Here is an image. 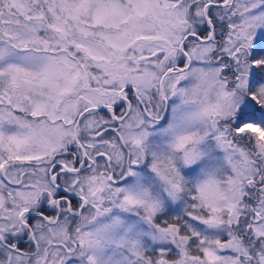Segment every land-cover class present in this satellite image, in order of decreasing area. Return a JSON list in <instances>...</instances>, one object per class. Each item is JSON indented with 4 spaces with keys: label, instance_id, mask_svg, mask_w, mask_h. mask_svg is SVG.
<instances>
[{
    "label": "snow or ice",
    "instance_id": "1",
    "mask_svg": "<svg viewBox=\"0 0 264 264\" xmlns=\"http://www.w3.org/2000/svg\"><path fill=\"white\" fill-rule=\"evenodd\" d=\"M0 264H264V0H0Z\"/></svg>",
    "mask_w": 264,
    "mask_h": 264
},
{
    "label": "flooded vegetation",
    "instance_id": "2",
    "mask_svg": "<svg viewBox=\"0 0 264 264\" xmlns=\"http://www.w3.org/2000/svg\"><path fill=\"white\" fill-rule=\"evenodd\" d=\"M75 199V198H73ZM22 245H23V248L26 250L28 249L29 245H28V242H27V237L24 238V240L22 241Z\"/></svg>",
    "mask_w": 264,
    "mask_h": 264
}]
</instances>
